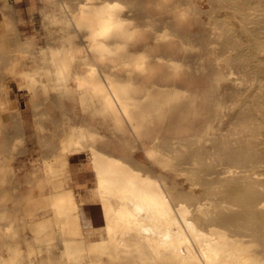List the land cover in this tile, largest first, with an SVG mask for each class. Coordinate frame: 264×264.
<instances>
[{"label": "rangeland", "instance_id": "1", "mask_svg": "<svg viewBox=\"0 0 264 264\" xmlns=\"http://www.w3.org/2000/svg\"><path fill=\"white\" fill-rule=\"evenodd\" d=\"M185 219L264 264V0H0V264H204Z\"/></svg>", "mask_w": 264, "mask_h": 264}, {"label": "bare ground", "instance_id": "2", "mask_svg": "<svg viewBox=\"0 0 264 264\" xmlns=\"http://www.w3.org/2000/svg\"><path fill=\"white\" fill-rule=\"evenodd\" d=\"M100 1V0H99ZM104 2V1H103ZM102 2V3H103ZM100 4V2H97ZM105 3V2H104ZM97 4H94L93 6H95ZM121 6V4L117 1H114V2H110L108 4H100L98 5L95 10H96V15L99 16L100 18H102V26L103 25H108L110 23H114V19L116 18V11L119 9V7ZM95 15V14H94ZM119 16V15H118ZM98 17V18H99ZM117 21V20H116ZM115 21V22H116ZM118 22V21H117ZM116 22V23H117ZM114 23V24H116ZM94 24V22H93ZM98 24V23H97ZM95 29V28H94ZM143 55V54H140V56ZM142 57V56H141ZM138 58V57H137ZM144 58V57H143ZM140 59V58H139ZM135 60V59H134ZM133 61V59H132ZM141 62H143L142 60H140ZM133 63V62H131ZM136 63V62H135ZM138 64V62H137ZM135 65V64H134ZM91 71V70H90ZM92 74V73H91ZM85 74H82L80 76V79H83V80H86V76H84ZM94 82V81H93ZM100 89V88H99ZM62 144V142H61ZM58 159V158H57ZM99 161V160H98ZM113 161V159H112ZM106 162V161H105ZM112 163V162H111ZM117 163V162H116ZM115 164V162H114ZM121 164V163H120ZM117 166V165H116ZM120 166V165H119ZM118 166V167H119ZM122 166V165H121ZM124 166V165H123ZM95 167V166H94ZM97 167V166H96ZM113 167V166H112ZM117 168V167H116ZM101 175L100 178H99V181L100 183H103L105 180H109V182H112L116 185H121V186H125L126 187H131V188H135V189H139V191L145 189V185L142 183V184H139L140 180L141 179L139 176V178L135 175V172H128L127 170H125V168H117V169H112L110 167H107L106 169L104 168L101 172ZM256 176V175H255ZM145 179V178H143ZM139 182V183H138ZM147 182V181H146ZM104 184V183H103ZM146 184V183H145ZM120 187V186H119ZM145 191V190H144ZM142 194V193H141ZM130 195V194H129ZM158 193L156 194V192L154 191H150V196H152L153 198L155 196H157ZM128 196V194H127ZM131 197V195H130ZM131 200V199H129ZM262 204V203H261ZM138 208V207H136ZM170 215V213H169ZM242 215V214H240ZM238 216V215H237ZM238 218V217H237ZM183 219V218H182ZM233 219H236V218H233ZM257 219V218H256ZM173 220V218L171 219L170 218V221ZM174 221V220H173ZM172 221V222H173ZM237 221L238 223H240V221L238 220H235ZM177 224V223H176ZM184 225L186 227V229L188 231H190L191 233V239L199 253V256H200V261L204 264H248L249 260L253 257H249V256H246V253L243 254L242 252V249L236 244V245H230L228 246L227 242L225 240H223L224 237L219 238L218 239H214L212 240L209 236L203 234L202 232L200 231H194L193 228H192V224H191V221H188V220H184ZM165 227V226H164ZM177 227V226H176ZM167 228V227H166ZM171 229V228H170ZM174 229V228H173ZM178 228H176V231H177ZM169 230V229H168ZM257 230V229H256ZM166 231V230H165ZM173 231V230H172ZM175 231V230H174ZM180 231V230H179ZM202 231V230H201ZM171 232V231H170ZM170 232H168L170 234ZM219 232V231H218ZM165 233V232H164ZM181 233V231H180ZM205 233V232H204ZM261 233V232H260ZM221 233L217 234V235H220ZM257 234V235H256ZM259 233L255 232V235L258 236ZM165 235V234H164ZM171 235V234H170ZM177 235V234H176ZM215 235V234H213ZM224 235V234H223ZM169 236V235H168ZM175 236V234H174ZM173 236V237H174ZM183 236V234H182ZM212 236V235H211ZM227 236V235H226ZM232 236V235H231ZM234 236V235H233ZM167 237V233H166V236ZM185 237V236H184ZM213 237V236H212ZM170 238V237H169ZM227 238V237H225ZM234 238V237H233ZM235 238H236V235H235ZM178 241H180L181 239L178 237L177 238ZM230 241V240H229ZM241 241V240H240ZM186 242V241H185ZM234 242V241H233ZM236 242V241H235ZM239 242V241H238ZM242 242V241H241ZM188 243V242H186ZM231 243V242H230ZM97 244V243H96ZM66 245V244H65ZM70 246H73L71 244H69ZM188 245V244H187ZM182 246V245H181ZM186 246V245H185ZM69 247V246H68ZM74 247V246H73ZM72 247V249H73ZM188 247V246H187ZM190 247V246H189ZM67 248V247H66ZM71 248V247H70ZM76 248V247H74ZM78 248V246H77ZM183 248V247H182ZM243 248V247H242ZM244 248H246L244 246ZM250 248V247H249ZM175 249V247H174ZM70 250V249H69ZM182 250V249H181ZM190 250V249H189ZM189 250H185L184 249V252L181 251V253H184L185 255H189L188 258H190L191 256V252H189ZM192 251V250H191ZM251 251V249L249 250ZM180 254V253H179ZM179 254H173V257L178 260L179 258H182L181 255ZM197 254V253H196ZM249 254V253H247ZM251 254L252 251H251ZM250 255V254H249ZM195 256V255H194ZM197 258V256H196ZM184 259V258H183ZM186 260V259H184ZM191 261V259L189 260ZM173 262V261H172ZM195 262V261H194ZM176 263V262H175ZM187 263V262H186ZM257 263V262H256ZM201 264V263H200ZM262 264V263H261Z\"/></svg>", "mask_w": 264, "mask_h": 264}]
</instances>
